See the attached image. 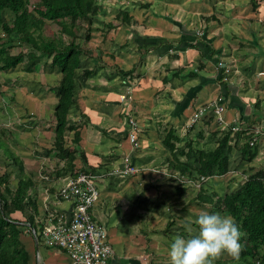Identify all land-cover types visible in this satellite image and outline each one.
Segmentation results:
<instances>
[{
	"label": "crops",
	"instance_id": "obj_1",
	"mask_svg": "<svg viewBox=\"0 0 264 264\" xmlns=\"http://www.w3.org/2000/svg\"><path fill=\"white\" fill-rule=\"evenodd\" d=\"M210 1L211 8L208 0L97 3L93 17L97 20L92 25L95 32L88 41L94 42L96 50L91 54L86 48V55L81 56L75 78V104L69 110L68 121L78 127L80 134L76 170L95 175L99 199L91 215L106 228L113 249L105 264H170L174 238H188V228H196L190 221L194 222L201 212L229 216L220 210L213 213L216 199L234 193L243 179L264 170V144L250 146L256 152L251 162L243 160L239 152L246 143L244 135L250 136V142L255 130L264 132V0L254 4L255 15L251 14V0L218 2L223 11L217 10L223 16H217L216 22H211L210 16L217 4ZM120 11L128 14L129 24L116 19ZM6 16L10 18L11 14L7 12ZM206 16L207 21L203 20ZM110 24L112 28H108ZM14 45L11 55L21 51L17 43ZM12 50L18 52L13 54ZM83 70L94 74L85 78ZM129 71L132 74L124 78L122 73ZM177 72L179 76L175 77ZM191 72L199 76H188ZM5 88L7 84L1 83V99ZM128 88L130 110L141 129L137 149L128 140L126 109L120 102ZM23 100L31 102L29 97ZM220 105L221 120L215 115V106ZM1 107L0 102V123L4 118ZM16 117L19 123L26 120ZM50 124L42 129L36 142L31 138L33 147L28 153L8 147L21 159L35 184L29 193L35 211L26 214L32 218L36 237L25 231L22 239L32 264H72L63 250L42 241L43 228L59 220L68 222L72 210L71 203L59 196V189L72 176L56 175L64 164L49 153L54 126ZM169 131L176 139L170 141L174 151L164 142ZM229 131L227 174L201 178L199 182L192 180L198 177L196 171L191 176L170 172L168 165L174 158L198 169L197 152L213 151L217 139ZM4 134L0 128L1 141H5ZM21 138L15 141L20 144ZM0 155L7 160L3 152ZM125 157L136 173H122ZM4 173L12 174L17 185V169ZM14 218L25 222L21 214ZM233 260L225 254L215 264H236Z\"/></svg>",
	"mask_w": 264,
	"mask_h": 264
},
{
	"label": "trees",
	"instance_id": "obj_2",
	"mask_svg": "<svg viewBox=\"0 0 264 264\" xmlns=\"http://www.w3.org/2000/svg\"><path fill=\"white\" fill-rule=\"evenodd\" d=\"M99 1L37 0L36 3L30 4V0H0V30L3 32L0 38V71L13 72L21 66L22 72L31 74L35 72L39 62L48 59L50 64L46 66L57 69L61 75L55 87L57 102L52 114L53 141L49 151L64 164L63 168L56 172L57 176L68 173L76 177L80 173L75 166L78 154L76 146L80 142V134L78 127L69 123L68 114L75 104V78L81 68V56L86 55L87 51L76 43V40L83 30L85 41H89L91 34L95 32L92 29L93 17L97 12ZM7 12L11 14L10 18H7ZM116 19L127 24L131 22L128 14L123 11L118 13ZM207 20L209 19H205ZM47 23L58 26L59 31L51 36H45L44 28ZM112 27L113 25H108V28ZM65 37L67 40L64 39ZM15 43L21 51L11 55L10 49ZM132 72L122 75L126 78ZM180 72L175 73L174 76H179ZM93 74V71L83 70L85 78ZM188 76L199 75L191 72ZM68 136L71 138L68 139ZM249 138L250 136L244 135L246 143L239 147V152L243 160L251 162L256 152L250 147L247 141ZM171 140L176 141L173 133L169 131L164 142L171 151H174L175 146L170 144ZM230 141L229 131L217 139L218 146L213 151H198L195 162L199 167L196 170L187 162H180L178 158H174L168 168L171 173L177 172L182 176H191L192 172L196 171L198 177L191 178L199 182L201 178L225 175L229 168ZM0 152H3L7 160L17 169L15 175L17 185L14 190L10 187L11 175L8 173L0 175V264H32L22 237L25 231L31 233L30 230L34 229L32 218L26 213L35 211V204L29 194L35 184L32 175L25 171L21 159L1 140ZM180 155L185 154L180 153ZM179 193L183 194L181 190ZM199 194L202 195V191ZM216 210L232 217L236 225L246 233L241 240L243 250L240 258L233 260V263L264 264V170L249 175L234 193L216 199L213 213ZM16 214H21L25 222L17 221L14 218Z\"/></svg>",
	"mask_w": 264,
	"mask_h": 264
},
{
	"label": "built area",
	"instance_id": "obj_3",
	"mask_svg": "<svg viewBox=\"0 0 264 264\" xmlns=\"http://www.w3.org/2000/svg\"><path fill=\"white\" fill-rule=\"evenodd\" d=\"M129 91L128 88L125 95L120 97V102L126 109L128 140L137 149L141 129L130 110ZM222 112L223 106H215V115L220 120ZM254 135L253 140L249 142L250 146L256 143L264 144L263 131L255 130ZM123 164L124 175L137 172L128 157L124 158ZM243 181L245 182L246 179ZM59 196L72 205L70 220L68 222L59 220L55 224L46 225L42 230L44 244L63 250L72 264H105L113 254V249L107 240L106 228L97 224L91 215V209L99 199L95 175L90 172H81L76 177H71L59 189ZM30 231L36 237V231L34 229Z\"/></svg>",
	"mask_w": 264,
	"mask_h": 264
},
{
	"label": "rangeland",
	"instance_id": "obj_4",
	"mask_svg": "<svg viewBox=\"0 0 264 264\" xmlns=\"http://www.w3.org/2000/svg\"><path fill=\"white\" fill-rule=\"evenodd\" d=\"M213 1L217 4V7L215 6L216 11H213V15L210 16V18L213 17V20L211 19L212 20L211 22H216L214 21V19L216 18L218 20L219 18H217V16L220 17L223 16V12L219 13L217 10L220 9V11H223L219 7L220 5L219 3L222 2L224 3L227 0H213ZM36 2L37 0H30V4H34ZM99 2H101V0ZM208 2H209L208 6L209 8H211L213 6V3L210 0H208ZM245 2H247V0ZM256 2H258V0L257 1L251 0L253 6V10H252L253 13L251 14L253 15H255L254 4H256ZM207 16H209V14ZM207 16L203 18V20L208 18ZM94 20H93V24H94ZM221 21L224 20L221 18ZM58 31H59V27L50 23H47L46 27L44 28L45 36H51L52 34H55ZM84 35L85 34L83 30L79 38L76 40V43H78L85 51L87 48V51L93 54L96 50V45L94 44L93 41L92 42L85 41ZM64 39L67 40L66 37ZM11 52L13 54H16L18 50L17 51L12 50ZM49 64H50V60L43 59L41 61V64H39L38 67L36 68L35 72L31 74H26L22 72L20 70L21 66H19L17 70L13 71L14 73L11 71V72H6V74L4 75L0 74V84L5 83L8 86V88H5L6 89V91L4 92L5 95L4 94L1 95L2 99L0 98V102L3 105V107H1V112L4 117L3 119H1L0 128L3 129L5 133L4 134L5 141L3 140L5 145L7 147L9 146L12 147V149H14L15 151L17 149L21 151L22 149L23 152L28 153V151L33 147V145L31 144L32 139H34V142H36V139L41 137L39 135L43 134L42 129L52 126L50 123H53L54 125V122H52L53 121L52 110L56 102L55 87L60 80V74L57 69H50L48 66H46ZM26 97H29L31 102L25 103V101L23 100L22 103V99L24 98L26 99ZM10 101L11 102L14 101V102L11 103ZM7 103L9 104V107ZM31 109L32 111L30 113L27 112ZM20 112L22 114H20ZM16 115L23 116V118H25L26 120L22 123H19ZM50 133L52 136L53 132L51 131ZM20 135H22V138L19 144V142L17 143L15 139L20 137ZM47 141L49 142V140ZM14 169L16 170L15 167L10 165V163H8L7 160H5L4 157L0 155V175L4 172L12 173L13 171H15ZM15 186H16V181L13 175L11 174L10 187L11 189L14 190Z\"/></svg>",
	"mask_w": 264,
	"mask_h": 264
},
{
	"label": "clouds",
	"instance_id": "obj_5",
	"mask_svg": "<svg viewBox=\"0 0 264 264\" xmlns=\"http://www.w3.org/2000/svg\"><path fill=\"white\" fill-rule=\"evenodd\" d=\"M188 238L176 236L169 251L170 264H215L223 255L239 260L246 236L230 216L201 212L190 221ZM198 230L196 235H192Z\"/></svg>",
	"mask_w": 264,
	"mask_h": 264
},
{
	"label": "water",
	"instance_id": "obj_6",
	"mask_svg": "<svg viewBox=\"0 0 264 264\" xmlns=\"http://www.w3.org/2000/svg\"><path fill=\"white\" fill-rule=\"evenodd\" d=\"M262 126H264V123H262Z\"/></svg>",
	"mask_w": 264,
	"mask_h": 264
}]
</instances>
